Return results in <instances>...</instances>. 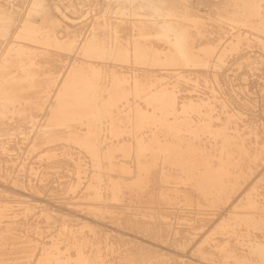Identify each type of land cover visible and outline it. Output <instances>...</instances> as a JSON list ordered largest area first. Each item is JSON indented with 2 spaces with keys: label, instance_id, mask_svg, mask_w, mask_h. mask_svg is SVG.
Returning a JSON list of instances; mask_svg holds the SVG:
<instances>
[{
  "label": "bare ground",
  "instance_id": "bare-ground-1",
  "mask_svg": "<svg viewBox=\"0 0 264 264\" xmlns=\"http://www.w3.org/2000/svg\"><path fill=\"white\" fill-rule=\"evenodd\" d=\"M127 1L131 6L136 5L133 10L134 15L149 17V19H140L138 24L140 32L138 36L135 35L134 40L129 39L127 33H121V24L117 20L111 28L107 22L98 20L94 22L91 32L81 45L77 46V40L73 36L69 35L64 39L56 37L55 28L59 22L51 13V8H48L50 6L47 7L46 0H34L32 7L34 11L47 10L43 17L48 23L47 39L39 40L37 38L38 35L40 36L37 31L39 28L34 30L31 27L21 32L20 37L47 44V48H42L45 52L50 51V47L54 45L57 49L67 53L78 49L86 58V67L71 66L61 80L53 104L48 105L46 122L41 129L37 130L34 137V144L37 148H46L47 151L50 147H55L57 150L76 148L78 151L89 153L94 162H99V169L104 168L107 171L115 166L129 174L124 175V173L123 180L116 181L113 175L104 174L105 171L99 170L98 174L95 172L93 174L95 181L86 186L87 189H93V193L86 192L83 196L84 198L93 197L94 201L84 205V202L77 204L88 209V213L97 216L106 214L118 216L120 213L107 208L106 200L109 194L105 192L107 189L118 186V183L122 184L121 187L130 190V196L137 195L141 199L146 198L149 192L146 185L152 173L160 166L163 181L159 189L160 198L169 204L188 205L193 203L195 198L191 190H184L183 187L190 186L198 196L199 219L208 217L221 205L222 200L227 199L231 193L237 192L244 181L251 177L253 169L264 161V128L251 121L242 124L244 113L236 110H226L225 116L216 120L215 117L218 114L214 113L212 105L208 106L211 100L204 101L203 107L184 103L185 101L177 105L176 98L170 96L168 92H162V89H155L150 94H146L143 88L139 94L144 103L151 105L152 110L151 112L146 110L144 114L137 112V116L133 117L129 96L132 93L137 94L138 90L130 89L129 83L122 81L119 86L109 91L107 77L116 75L110 67L127 66L132 59L143 65L141 69L146 72V76L152 73L159 74L162 70L170 71V73L173 71L184 73L192 69L203 68L207 63V65L210 64V55L208 50L201 49L203 47L199 45V41L214 32L223 34L227 23L230 26L235 25L234 27H237V24L241 27L244 25L247 27L246 31L249 28L264 31V0H225L218 5L214 17L202 14L191 5L189 0H117L118 5L120 4L119 12H126L129 9L124 7ZM108 4L112 6L113 2L109 1ZM132 20L135 19L131 18ZM253 32L254 30L252 34H255ZM257 37L259 43L264 45V38ZM237 38L238 40L245 39L247 43L251 40L248 32L246 34L237 32ZM17 44L0 60L1 80L16 67L20 68L16 75H21L22 68L27 67L30 73L34 72L32 70V67L34 68L33 50L30 46L33 48L35 46L24 41L17 42ZM239 44L232 41L229 45L239 46ZM160 47L167 52L159 54L157 50ZM233 48L235 50V47ZM217 49L216 47L215 50ZM222 57L218 58L219 65L224 61ZM94 62H97L100 73L88 74L87 67H92ZM147 65L154 67H147ZM152 68L156 69L151 71ZM45 72L47 74L43 83L48 86L55 82L57 74L52 70L43 73ZM121 75L127 76L125 73ZM41 83L38 84L41 85ZM140 84L143 86V81ZM18 85L20 83L17 79L6 80L3 85L0 84V124L4 123V117L13 108L21 119L23 117L22 109L17 104H14V107L11 106V103L21 98L17 90ZM212 95L214 101H217L219 95L214 92ZM188 98L191 99L194 96ZM32 101L35 102L32 104L34 107L40 106L39 102ZM133 111L136 109L134 108ZM107 119H114L112 128L122 132L132 130L133 125L130 123L134 119L140 127L148 128L130 139L133 141L131 143L141 145L145 150L142 155L137 156L135 169L125 162L116 164L110 159L109 148L102 144V133ZM1 132L4 131L0 130ZM107 176H109V181L105 182ZM78 178L80 179V173ZM263 180L264 177L259 178L240 201L234 204V209L239 207V211H234L231 217L217 220L216 225L213 224L201 235L195 248L200 262H205L204 259L208 258L209 250H211L222 264H264V236L261 233L260 236H263L261 239L258 234L256 235L258 231L264 232ZM114 194L117 196L118 192ZM0 201H2L0 202V215L17 216L24 213L22 215L24 217L31 214L32 207L23 204L20 200L7 198ZM137 209L138 212L134 215L140 223H143V226L155 225L150 208L137 207ZM6 211L9 212L4 213ZM45 216V226L51 225L53 221L63 223L67 221L61 216L59 218L55 215L45 214ZM13 219L9 218L6 221L0 219V230L7 228L6 232H8L13 227L10 223V221L14 222ZM204 220L206 218L198 221ZM7 221L8 223H3ZM203 225L192 224V239L198 237L204 229V227L201 228ZM83 226L85 227V224ZM90 227V233H85L87 239L83 240V244L89 245L90 248L84 256L82 255L84 258L80 257V264H97L98 252L95 245L101 232L97 226L90 225ZM158 227L165 230L167 226L159 222ZM221 232L227 236L219 237L217 234ZM7 236L11 239V243L16 242L15 236ZM16 249L24 251L22 246L15 247ZM23 253H18L15 263L23 262L25 257ZM122 261L124 264H172L171 257L167 253L149 247L140 249L138 252H133L128 247L125 249ZM179 262L189 264L185 260Z\"/></svg>",
  "mask_w": 264,
  "mask_h": 264
},
{
  "label": "rangeland",
  "instance_id": "rangeland-1",
  "mask_svg": "<svg viewBox=\"0 0 264 264\" xmlns=\"http://www.w3.org/2000/svg\"><path fill=\"white\" fill-rule=\"evenodd\" d=\"M46 1L47 7L50 6L48 8H51V13L59 22L55 28L56 37L64 39L69 35L73 36L77 40V46L81 45L91 32L92 25L98 20L107 22L110 28L117 20L121 24V33H127L129 39L134 40L140 32L138 29L140 19H149L142 15H134L133 10L136 5L132 4L131 6L128 1L124 4V7L129 8L126 12L118 11L120 4L118 5L117 0ZM109 1L113 2L112 6L108 4ZM224 1L189 0L192 6L208 17L216 16L218 5ZM33 3L34 0H0V60L8 50L19 44L17 42L24 41L38 47L30 46L33 50L34 68L32 67V70L34 72L30 73L27 67L22 68L21 75H16L17 70H20L16 67L10 70L4 79H0L1 85L6 80L15 79L20 83L17 90L21 98L15 103H11V106L14 107V104H17L23 112L22 120L13 108L4 117V123L0 124V130L4 131L0 133V200L11 198L32 207L29 216L23 217L24 213L17 216L0 215V219L4 221L16 218L13 219L14 222L10 221L13 227L8 232H6L7 228L0 230V264H80V257L84 258L82 255L84 256L90 248L89 245L83 244V240L87 239L85 233H90V225L97 226L101 232L95 245L98 252L97 264H124L122 258H124L125 249L128 247L133 252L147 247L163 251L171 257L172 264H180V260L188 261L189 264H222L211 250H209L208 258L204 259L205 262H200V257L196 255L195 251L197 241L213 224L216 225L217 220L231 217L234 211L239 209V207L234 209V204L240 201L259 178L264 177V161L253 169L251 177L244 181L237 192L231 193L227 199L222 200L221 205L208 217H204L206 220L202 222L198 221L204 218L199 219L198 217V196L192 187H183L184 190H191L195 198L193 203L188 205L169 204L160 198L159 189L163 183L160 166V169L158 167L152 173L146 185V189L149 191L146 198L141 199L137 195L130 196V190L121 187L122 184L118 183V186L107 189L105 192L109 194V198L106 200L107 208L120 214L118 216L108 214L97 216L88 213V209L83 205L93 202L94 198H84L83 196L86 192L93 193V189L86 188L90 182L95 181L93 174L95 172L98 174L99 170L105 171L104 174L113 175L116 181H121L125 172L115 166L107 171L104 168L99 169V162H94L89 153L78 151L76 148L57 150L55 147H50L47 151L46 148L40 149L35 146L34 137L37 130L41 129L46 122L48 105L53 104L61 80L71 66L86 67V58L78 49L67 53L57 49L54 45L50 47V51L45 52L42 48H47V44L20 37L21 32L31 27L34 30L39 28L37 30L40 34L37 37L39 40L46 38L48 23L44 21L43 17L47 10L34 11ZM6 10L8 11L6 12ZM141 12L143 14V11ZM131 18L136 21H131ZM234 26L227 23L223 34L214 32L199 41V45L203 47L201 49L209 51V65L207 63L203 68L192 69L184 73L179 71L170 73V71L162 70L159 74L152 73L146 76V72L141 69L143 65L132 59L127 63V66L110 67L116 75L107 77L109 91L119 86L122 81L128 82L129 85L126 84L130 89L138 90L137 94L132 93L129 96L133 117L137 116V112L144 114L146 110L150 112L152 110L151 105L144 103L139 94L143 88L146 94H150L155 89H162V92H168L170 96L176 98L177 105L185 101L184 103L203 107L204 101L211 100V104L208 106L212 105L214 113L218 114L215 117L216 120H219L221 116L224 117L226 110H236L244 113L242 124L251 121V123L256 122L261 128H264V45L257 40V36L264 38V31L256 28H249L246 31L247 27L244 25L242 27L238 24L237 27ZM251 30H254L255 34H252ZM237 32L245 34L248 32L251 38L250 42H245V39H243L244 41L238 40ZM232 41L240 43L239 46L229 45ZM219 44L221 46H218ZM216 47L217 50H215ZM157 52L165 54L167 51L160 47ZM10 54L12 53L10 52ZM220 56H224L222 57L224 61L220 62L221 65L218 63ZM147 67L154 66L147 65ZM46 69L48 72L52 70L57 74L55 82L48 86L43 83L47 74V72H43L47 71ZM98 69L97 62H94L92 67H87V72L88 74L100 73ZM155 69L152 68L151 71ZM121 73H125L127 76L125 77ZM141 81H143V86L140 84ZM40 82H42L41 85L38 84ZM212 92L219 95L217 101L212 98ZM191 96L194 98H188ZM32 100L39 102L40 106L34 107L32 104L35 102ZM133 105L138 106L134 107ZM134 108L136 111H133ZM135 120L130 123L133 125L132 130L122 132L112 128L114 119H107L102 133V144L109 148L110 159L114 160L116 164L125 162L132 169H135L137 165V156L142 155L145 150L141 145L131 143L133 141L130 139L148 129L140 127ZM89 131L91 130L89 129ZM92 132L94 131L92 130ZM79 173L80 179L78 178ZM124 175L129 174L125 173ZM76 176L77 180L75 181ZM107 181H109V176L105 178V182ZM262 182L264 186V180ZM115 192H118L117 196L114 194ZM0 202L2 203V201ZM78 203H83V205L78 206ZM137 207L150 208L155 225L143 226V223H140L134 215L138 212ZM45 214L55 215L56 218L65 217L67 221L64 223L53 221L54 224L45 226ZM56 218L53 217L55 220ZM159 222L165 223L167 226L165 230L158 227ZM3 223H8V221ZM192 224L196 226L204 224L201 227L204 229H200L202 231L195 239L191 237ZM261 233L264 236L263 231H258L256 235L260 236ZM7 235L15 236L16 242L11 243V239ZM217 235L221 238L227 236L223 232ZM263 236L260 238L262 239ZM20 246L24 251L15 250V247ZM18 253H23L25 256L22 263H15Z\"/></svg>",
  "mask_w": 264,
  "mask_h": 264
}]
</instances>
